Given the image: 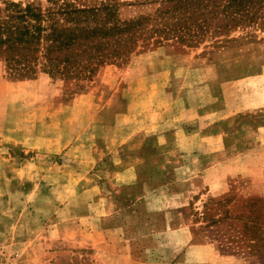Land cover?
Wrapping results in <instances>:
<instances>
[{
	"label": "rangeland",
	"instance_id": "1",
	"mask_svg": "<svg viewBox=\"0 0 264 264\" xmlns=\"http://www.w3.org/2000/svg\"><path fill=\"white\" fill-rule=\"evenodd\" d=\"M53 1L160 26L162 0H0V20ZM215 22L80 76L0 58V264H264V17Z\"/></svg>",
	"mask_w": 264,
	"mask_h": 264
},
{
	"label": "trees",
	"instance_id": "2",
	"mask_svg": "<svg viewBox=\"0 0 264 264\" xmlns=\"http://www.w3.org/2000/svg\"><path fill=\"white\" fill-rule=\"evenodd\" d=\"M11 7L8 19L0 20V58L5 59L11 77L18 79L33 78L38 67L52 77L80 76L82 69L93 71L107 60L125 62L153 36L159 37L154 43L170 38L184 41L186 34L197 36L198 30L215 20L219 31H230L244 21L254 23L264 17L254 19L264 14V0H162L153 19V24L160 23L152 28L156 34L143 36L149 18L121 19L122 4L100 8L69 1H53L46 7L9 3L6 10ZM250 239L255 240L251 244L257 252L264 231H252Z\"/></svg>",
	"mask_w": 264,
	"mask_h": 264
},
{
	"label": "crops",
	"instance_id": "3",
	"mask_svg": "<svg viewBox=\"0 0 264 264\" xmlns=\"http://www.w3.org/2000/svg\"><path fill=\"white\" fill-rule=\"evenodd\" d=\"M225 86H226V87H225V89L223 90V92H224V94L227 95V85H225ZM223 88H224V87H223ZM228 106H229V103H228ZM228 106H227L226 110L229 109V108H230V110H231V107H228ZM239 111H241V110H238V109L236 110V112H239ZM143 128L145 129L144 126H143ZM139 132H142V131H139Z\"/></svg>",
	"mask_w": 264,
	"mask_h": 264
}]
</instances>
